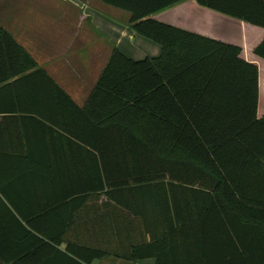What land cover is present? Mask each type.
<instances>
[{
    "label": "trees",
    "instance_id": "obj_1",
    "mask_svg": "<svg viewBox=\"0 0 264 264\" xmlns=\"http://www.w3.org/2000/svg\"><path fill=\"white\" fill-rule=\"evenodd\" d=\"M100 1L129 13L128 26L159 44L162 55L134 61L114 48L84 107L0 30V99H30L31 109L13 112L29 114L55 144L87 151V161L71 168L29 151L26 176L36 185L54 181V193L65 196L49 202V210L76 211L96 199L89 209L111 211L116 241L128 244L118 252L132 263L264 264L258 67L242 58L240 47L152 18L185 0ZM196 2L264 29V0ZM255 54L264 59V42ZM9 190L0 177V211L11 215L17 206L7 199ZM118 212L129 217L127 240ZM5 220L0 217L3 236ZM39 234L17 239L55 240ZM69 252L86 264L112 254L86 247Z\"/></svg>",
    "mask_w": 264,
    "mask_h": 264
},
{
    "label": "crops",
    "instance_id": "obj_2",
    "mask_svg": "<svg viewBox=\"0 0 264 264\" xmlns=\"http://www.w3.org/2000/svg\"><path fill=\"white\" fill-rule=\"evenodd\" d=\"M61 1L64 4L57 3ZM66 2L72 6L65 7ZM105 7L125 13L100 0H0V10L11 15H7L10 18L9 31L5 30L80 107L86 105L114 48L134 61L156 59L162 55L159 44L133 32L128 26L130 19L115 15V11L110 9L104 11ZM152 18L240 47L242 58L259 69L258 118L264 117V59L255 54L264 42V29L203 8L196 0H185ZM17 106L29 110L33 104L27 98L17 100L7 96L0 99V177L5 178L6 185L10 187L7 199L17 206L12 210L13 215L0 211V217L7 219L5 222L8 223L7 236L2 235L0 225V262L86 264L69 252L86 247L112 252L110 256L91 264H156L154 259L136 263L123 259V252L118 250L126 252L128 244L116 241L111 230V211L101 210L98 213V210L89 209L96 199H91L88 207L76 211L47 208L49 202L62 201L65 196L54 193V181H48L44 186L36 185L33 178L26 176L27 165H30L26 160L28 152L42 153L43 159L54 166L59 164L71 168L78 166L81 159L87 161V151L65 142L55 144L49 131L29 114L14 113ZM27 139H32V143L28 144ZM117 214L126 221L121 220L120 223L121 237L127 240L129 217L121 212ZM27 232L36 235L47 233L55 240L36 242L23 237L18 241L17 238L26 236Z\"/></svg>",
    "mask_w": 264,
    "mask_h": 264
},
{
    "label": "rangeland",
    "instance_id": "obj_3",
    "mask_svg": "<svg viewBox=\"0 0 264 264\" xmlns=\"http://www.w3.org/2000/svg\"><path fill=\"white\" fill-rule=\"evenodd\" d=\"M57 3H60V4H64V2H57ZM69 6H72V4L71 3H68V2H66L65 3V7H69ZM106 9H110L111 11H115V15H119L120 17H124L125 16V19H130V17H129V14L128 13H124V12H120V11H116V10H113L112 8H109V7H105L104 8V11L106 10ZM99 10H101V9H99ZM0 14H1V18H2V22H1V24H0V30L1 29H6V30H8L9 31V28H10V23H9V21H10V18L8 17V16H11L10 15V13L8 12V11H4V10H0ZM106 14H107V12H106ZM8 15V16H7ZM123 15V16H122ZM107 16V15H106ZM129 21V20H128ZM129 23V22H128ZM80 53L81 54H84V52H81L80 51ZM133 236V235H132ZM142 263V262H141ZM136 264H138V263H136ZM140 264V263H139Z\"/></svg>",
    "mask_w": 264,
    "mask_h": 264
}]
</instances>
